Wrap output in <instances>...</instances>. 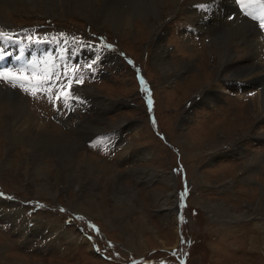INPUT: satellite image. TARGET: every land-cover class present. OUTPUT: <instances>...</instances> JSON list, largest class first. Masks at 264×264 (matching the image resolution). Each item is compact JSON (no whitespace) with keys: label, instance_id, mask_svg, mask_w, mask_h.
Wrapping results in <instances>:
<instances>
[{"label":"rangeland","instance_id":"rangeland-1","mask_svg":"<svg viewBox=\"0 0 264 264\" xmlns=\"http://www.w3.org/2000/svg\"><path fill=\"white\" fill-rule=\"evenodd\" d=\"M3 2L0 31L28 48L51 47L41 60L83 65L94 56L95 48L82 50L89 42L113 47L102 49L94 75L85 72L78 94L86 103L73 111L58 113L46 97L0 82V264H264V83L216 79L230 75L217 68L223 44L236 51L233 60L264 67L256 26L257 57L246 60L233 19L220 38L203 33L184 0H170L160 26L138 40L134 21L142 17L120 18L117 10L126 0ZM62 33L68 39L55 45L70 43L77 53L50 46ZM158 46L192 66L158 67ZM20 124L25 137L17 141ZM252 161L262 166L253 170Z\"/></svg>","mask_w":264,"mask_h":264},{"label":"bare ground","instance_id":"bare-ground-1","mask_svg":"<svg viewBox=\"0 0 264 264\" xmlns=\"http://www.w3.org/2000/svg\"><path fill=\"white\" fill-rule=\"evenodd\" d=\"M67 1V0H66ZM110 1V0H108ZM123 1V0H122ZM169 1L170 0H126L127 2V8L126 9H121L120 7H117V10L120 14V18L125 16L126 18H130L132 15H136V18H139V17H142V20H137V21H134V26L135 28L137 29L136 30V33L135 34V37L134 39L138 40L140 39V34H143V33H152L153 30L157 27V25H159L161 23V17L166 13H168V10L170 9L169 7ZM186 2V5H189L190 8H195V6H200V10H195L193 12V10L191 11V13H189L188 10H185V12L189 13V18L191 21L193 22H196V25L195 26H200V30H202L203 33H208V32H211V33H216L217 34H221L220 33V30L225 27V21L226 19L228 18L229 20V16H232L233 20L237 23V27H236V33L239 37V40L242 41V44L246 47H248V57L245 58L246 60H249V59H254L256 58V54H257V50L256 48H258V44L256 43V41L253 39L254 36H256L259 32L261 35H264V32L262 30L259 29L258 27V22L257 21H253L250 17H247L245 16L243 13H241L239 10H238V5L234 2V0H184ZM5 2V0H4ZM3 2V4H4ZM15 2V1H14ZM35 2V1H34ZM17 3V2H16ZM12 4V3H11ZM1 5V4H0ZM171 5V4H170ZM234 5V6H233ZM14 6V5H13ZM172 6V5H171ZM1 7V6H0ZM6 7V6H5ZM234 7L236 9V12L237 13H240L241 16L243 18H246L247 20L249 21H252L255 23L252 24L242 18H238V16L236 17V12L234 11ZM180 8V7H179ZM6 11V10H5ZM193 12V13H192ZM184 13V12H183ZM192 14H194L195 16H192ZM184 15V14H183ZM192 16V17H191ZM160 26V25H159ZM256 26V28L258 29V31L256 30V28H254ZM198 28V27H196ZM229 27H225V30H227ZM131 31V29H122V30H119V33H128ZM229 32V31H228ZM130 34L132 35V32H130ZM153 34V33H152ZM223 35V34H222ZM232 35V34H231ZM236 35V34H235ZM123 36V35H122ZM209 36V35H208ZM218 36V35H217ZM64 40L68 39V38H65L66 36H62ZM212 37V36H211ZM210 37V38H211ZM219 37V36H218ZM235 37V36H234ZM159 38V36H158ZM213 38V37H212ZM216 38V37H215ZM220 38V37H219ZM256 38V37H255ZM262 40L264 37H260ZM234 40V39H233ZM3 41L5 42H8L9 45H15V46H24V44L18 40H12V41H8L6 39H4ZM217 41V40H216ZM240 41V42H241ZM78 42H82V41H78ZM221 42V41H220ZM70 44V43H69ZM232 44V43H231ZM235 44V43H234ZM237 44V43H236ZM42 45H44V43H35L33 45V50L35 51L34 55L36 57H41V49H50L49 46H46V47H43L42 48ZM227 45V44H223L222 48H220V50H218V65H217V68L218 69H223L225 70L226 72V69L230 68L228 73H230V75L228 76H222L221 75H218L216 74V79H220V78H241V80L243 82H237L240 86H244V85H253L255 87L253 88H256L257 86H259L261 83H264V67L260 65V62L257 63V65H251L249 63H247L246 65L244 63H241L243 62L242 61H239L238 58L237 59H232L233 55H235V52L233 48L229 47L227 45V47L225 49H223V47ZM86 46V45H85ZM84 46V47H85ZM233 46V45H232ZM69 47V46H68ZM83 47V46H82ZM214 47V46H213ZM70 48V47H69ZM75 48V47H74ZM78 48V46H77ZM72 49H73V45H72ZM84 49H87L88 52L90 51L89 47H85V48H82V50ZM20 50V48L18 49ZM17 50V51H18ZM59 50H64V46H61L59 47ZM80 50V49H79ZM81 51V50H80ZM243 51V50H242ZM16 56L15 57H12L10 61H17V62H23V63H26L29 59V52L27 51V49L24 47L23 49V52L21 53V55H18V52H16ZM92 54V53H91ZM247 55V54H246ZM17 56H20L21 59L18 61L16 59ZM172 57L173 56H170V52H166L164 50V48H160L159 46L158 47H154V50H153V57H152V60H154V63L157 65L158 64V67H164V66H168L170 72H179V71H182L183 70V67L181 68L182 65H191L192 66V61L191 60H180L179 59H176V61H172ZM176 57V56H175ZM245 57V56H244ZM239 61L236 62V61ZM257 60V59H256ZM259 60V59H258ZM2 60H0V64H2ZM182 61V62H181ZM103 63V62H102ZM252 63V62H251ZM162 67V68H163ZM188 67V66H187ZM165 68V67H164ZM163 68V69H164ZM167 68V67H166ZM189 68V67H188ZM161 71V68L159 69ZM165 70V69H164ZM164 74V73H163ZM174 74V73H173ZM172 74V75H173ZM220 74V73H219ZM246 76H248V79H244ZM188 79V78H187ZM167 80V78H166ZM238 80V79H236ZM188 81V80H187ZM201 80H198V83L197 84H200ZM235 81V80H234ZM195 83V82H194ZM226 86L225 87H229L230 89H233V83L232 80H227L225 82H223ZM244 83V85H243ZM260 83V84H259ZM217 87H221L220 85H218L216 83V88ZM10 89V88H8ZM221 89V88H220ZM260 89V87H259ZM261 89H264L263 87H261ZM13 89H10V90H7L8 94H13V95H16V91L13 90ZM212 90V89H211ZM78 91H80V88L78 89ZM209 91V90H208ZM215 91V90H213ZM212 91V92H213ZM6 92V93H7ZM257 93V91H255ZM2 93V92H1ZM214 94V93H212ZM258 94V93H257ZM12 95V96H13ZM208 95V93H207ZM210 95V93H209ZM9 96V95H8ZM214 96V95H213ZM219 96V95H218ZM207 97V96H206ZM205 97V98H206ZM210 97V96H209ZM208 98V97H207ZM206 98V99H207ZM212 98V96H211ZM209 100V99H208ZM12 101V100H10ZM16 101V100H15ZM86 101V100H85ZM214 101V100H213ZM3 102V101H2ZM13 102V101H12ZM17 102V101H16ZM261 104V112L264 113V90H262L261 92V97H260V101H259ZM258 102V103H259ZM14 103V102H13ZM12 103V104H13ZM5 104V103H4ZM14 107V106H13ZM27 115V114H26ZM260 115V114H259ZM258 117V116H257ZM21 122L22 124H25L24 121H25V118H21ZM62 121L63 119L59 120V122L61 123L62 125ZM16 122V121H15ZM28 123V122H27ZM235 124V123H234ZM86 125V124H85ZM84 125V126H85ZM90 125H92L90 123ZM236 125V124H235ZM105 126V125H104ZM238 126V125H236ZM91 127V126H90ZM89 127V128H90ZM235 127V126H234ZM20 128H22V125H18L16 127V129L18 130L17 133H14V140H21V139H24L25 136H23V130L21 129L20 131ZM23 128H29L28 126H24ZM237 129V128H236ZM240 129V128H239ZM25 130V129H24ZM89 130V129H88ZM27 131V130H26ZM25 131V132H26ZM30 131V130H29ZM13 133V132H11ZM30 133V132H29ZM34 133V132H33ZM38 133V132H37ZM43 133V132H42ZM89 133V132H88ZM28 134V133H27ZM35 134V133H34ZM50 134V133H49ZM36 135V134H35ZM47 135V134H46ZM28 136V135H27ZM19 137V138H18ZM11 138V137H10ZM12 141V140H11ZM38 141V140H37ZM9 142V141H8ZM23 142H25L23 140ZM34 142V141H33ZM48 143V142H47ZM62 145V144H61ZM73 146H75L76 148L77 145H74L73 143L71 144ZM12 149V148H11ZM36 149V148H35ZM72 149V148H71ZM59 150L61 151H66V149L64 148V146H61L59 148ZM74 150V149H72ZM76 149H75V153H76ZM11 153V152H10ZM260 153V152H259ZM258 154V153H257ZM42 156V155H41ZM76 156V154L74 155ZM37 157V156H36ZM252 157V156H251ZM73 159H75V157H73ZM89 159V158H88ZM76 160V159H75ZM87 162H90L89 160H86ZM248 163V162H247ZM260 162H258L259 164ZM249 164V163H248ZM252 169L255 170L259 167L262 166V164L260 165H257V162L256 161H252ZM250 164V165H251ZM251 170V171H253ZM250 171V170H249ZM250 176V175H249ZM172 177V176H171ZM172 180V179H171ZM97 204V203H96ZM95 204V205H96ZM98 206V205H97ZM97 208V207H96ZM2 260V259H1Z\"/></svg>","mask_w":264,"mask_h":264},{"label":"snow or ice","instance_id":"snow-or-ice-1","mask_svg":"<svg viewBox=\"0 0 264 264\" xmlns=\"http://www.w3.org/2000/svg\"><path fill=\"white\" fill-rule=\"evenodd\" d=\"M234 2L245 16L250 17L253 21H257L259 29L264 31V0H234ZM232 18V16H229V19ZM61 35L63 36L64 34L62 33ZM4 39L11 40L12 35L0 31V40ZM28 39L32 40L34 38L28 37ZM86 46L95 48V52L93 58L85 61L83 65H80L78 62L75 64L64 62L63 56L60 58L61 63H56L52 57L39 62L28 61L16 68H0V82H5L13 88H19L32 98L46 97L58 113L64 110L73 111L76 107L86 103L78 94L79 86L85 82V72H93L94 75L95 67L98 65L102 55V49H111L113 47V45L104 44L103 42H101L100 46L93 45L90 42ZM9 55L8 52L0 50V60ZM16 59L19 61L21 57L17 56ZM70 59L71 57L69 56ZM138 78L141 90L146 94L149 111H151L153 105L151 91L143 76H139ZM179 171H182V168ZM187 194L188 189L186 186L184 192L180 194L181 202L184 201ZM2 195L3 193H0V196ZM183 206V203H181V207ZM61 211L64 210L61 209ZM79 219H83V217H79ZM180 219L182 220L183 217L181 216ZM89 227L97 232L99 231L95 225L90 224ZM88 239H91V237H88ZM181 243H184V241L182 240ZM181 264H184V262L182 261Z\"/></svg>","mask_w":264,"mask_h":264}]
</instances>
